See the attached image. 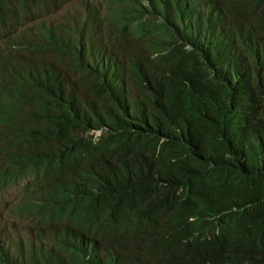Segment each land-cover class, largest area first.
<instances>
[{"label":"trees","instance_id":"1","mask_svg":"<svg viewBox=\"0 0 264 264\" xmlns=\"http://www.w3.org/2000/svg\"><path fill=\"white\" fill-rule=\"evenodd\" d=\"M12 191L0 264H264V0H0Z\"/></svg>","mask_w":264,"mask_h":264},{"label":"rangeland","instance_id":"2","mask_svg":"<svg viewBox=\"0 0 264 264\" xmlns=\"http://www.w3.org/2000/svg\"><path fill=\"white\" fill-rule=\"evenodd\" d=\"M97 5L100 0H92ZM79 6H76L78 9ZM82 15V12L78 14V16ZM15 192H10L8 194H4L0 196V231H4L8 237L14 241L15 235L17 232H21L24 235V230L28 229L27 225H24L17 220H15L12 211L11 205L8 204L12 200H14Z\"/></svg>","mask_w":264,"mask_h":264},{"label":"clouds","instance_id":"3","mask_svg":"<svg viewBox=\"0 0 264 264\" xmlns=\"http://www.w3.org/2000/svg\"><path fill=\"white\" fill-rule=\"evenodd\" d=\"M99 135H100V133H96V135H95V136L97 137V136H99Z\"/></svg>","mask_w":264,"mask_h":264}]
</instances>
